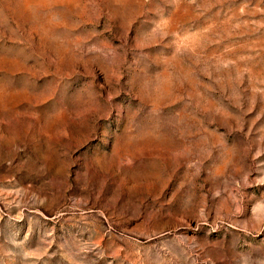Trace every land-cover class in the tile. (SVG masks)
I'll return each instance as SVG.
<instances>
[{
    "label": "rangeland",
    "instance_id": "1",
    "mask_svg": "<svg viewBox=\"0 0 264 264\" xmlns=\"http://www.w3.org/2000/svg\"><path fill=\"white\" fill-rule=\"evenodd\" d=\"M0 264H264V0H0Z\"/></svg>",
    "mask_w": 264,
    "mask_h": 264
}]
</instances>
